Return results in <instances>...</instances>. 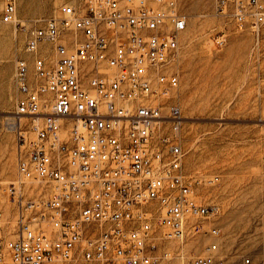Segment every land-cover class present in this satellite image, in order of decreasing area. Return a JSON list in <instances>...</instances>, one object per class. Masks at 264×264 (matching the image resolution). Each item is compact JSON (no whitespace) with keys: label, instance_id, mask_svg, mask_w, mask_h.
<instances>
[{"label":"built area","instance_id":"obj_1","mask_svg":"<svg viewBox=\"0 0 264 264\" xmlns=\"http://www.w3.org/2000/svg\"><path fill=\"white\" fill-rule=\"evenodd\" d=\"M17 10L0 0V22L26 31L32 57L13 66L17 170L0 198L17 230L0 264H59L78 249L89 264H159L172 256L155 255L158 240L219 237L203 228L217 208L196 199L184 172L177 0H69L32 27ZM214 13L264 37V0H214ZM190 262L221 264L210 254Z\"/></svg>","mask_w":264,"mask_h":264},{"label":"rangeland","instance_id":"obj_2","mask_svg":"<svg viewBox=\"0 0 264 264\" xmlns=\"http://www.w3.org/2000/svg\"><path fill=\"white\" fill-rule=\"evenodd\" d=\"M16 1L18 19L32 27L59 17L61 6L69 0ZM177 10L187 22L173 68L180 80L176 97L185 118L181 128L184 172L196 199L217 208L216 216L203 223V228L217 227L220 236L190 232L183 241L158 240L154 253L172 256L159 264H192V257L208 254L221 264H245V259L264 264V37L257 42L250 29H237L230 20L216 16L214 0H177ZM222 33L225 41L216 45ZM26 36V31L0 22L2 185L16 177L12 78L16 59L32 60L23 51ZM53 59L54 54H48L47 63ZM16 214L13 204L1 197L2 248L16 235ZM212 243L217 250H209ZM1 264L14 263L6 258ZM59 264L89 263L78 249L72 260Z\"/></svg>","mask_w":264,"mask_h":264}]
</instances>
